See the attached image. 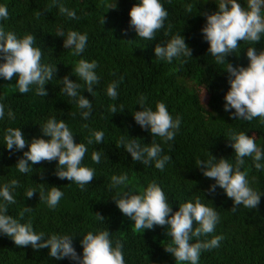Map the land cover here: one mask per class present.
Listing matches in <instances>:
<instances>
[{
	"label": "trees",
	"instance_id": "obj_1",
	"mask_svg": "<svg viewBox=\"0 0 264 264\" xmlns=\"http://www.w3.org/2000/svg\"><path fill=\"white\" fill-rule=\"evenodd\" d=\"M160 2L168 11V18L156 39L146 41L129 27L130 9L139 0H116V9L110 8L115 0H0V5L6 6L9 13L7 20H0V27L5 32L15 33L17 38L33 35L34 46L42 50L41 63L57 68L53 79L45 85V97L35 94V85L30 86L28 93L20 94L17 78L9 81L0 77V103L5 106V117L0 119V187L13 179L19 182L13 192L16 203L8 205L7 214L22 224L31 222L33 230L43 232L45 239L52 234L72 236L73 247L81 257L80 241L84 235L109 231L113 247L117 240L123 244L125 264H181L164 250L172 241L167 236V226H155L143 232L136 230L134 221L125 216L112 199L124 191L141 194L155 182L162 188L173 212L183 203H195L199 198L202 204L213 207L219 214L215 231L199 239L206 241L215 236L223 239L219 247L202 251L198 264H264V171L255 168L253 157H244L240 170L246 173L249 186L262 195L257 209L240 205L232 211L233 200L219 186L215 192H209L215 180L206 178L195 165L197 159L207 161L211 155L235 165V150L229 146L227 138L231 133L253 136L264 152V123L259 118L250 122L233 120L224 110V96L230 88L228 73L222 71L224 66L216 64L208 53L209 44L201 33L206 23L202 13L212 14L218 6L214 1L200 0ZM238 2L247 8V0ZM189 4L191 13L185 10ZM60 5L74 10L78 19L61 14ZM169 24L171 31L165 35ZM70 31L87 34L85 50L79 56L73 54V48L63 47ZM58 32H63L64 36H56ZM176 34L185 38L192 57L174 58L170 63L157 58L154 51L157 43L164 44ZM255 47L258 51L264 49V38ZM240 48L239 57L230 55L227 60L234 67H247L249 61L243 42ZM81 59L97 62L94 71L100 79L93 85V93L86 90L85 82L74 72ZM65 76L79 83V94L91 101L88 119L81 115L87 110L77 106L78 97L74 99L62 91L61 80ZM114 81L118 83L115 100L107 95V87ZM141 96L146 98L144 107L155 111L156 104L163 102L173 119H180L173 140L164 142L136 123L133 114L142 110ZM110 105L116 106L117 113L110 111ZM9 108L15 119L8 118ZM52 117L64 120L74 134V142L83 143L87 148L81 166L94 169L95 178L83 190L75 182L55 175L58 161L33 164L31 172L20 173L16 163L28 150L27 146L17 152H9L5 146L4 134L8 127H19L29 143L33 138L50 139L43 136L41 127ZM97 131L104 133L103 143L95 142L93 133ZM89 138L92 144L87 143ZM121 140L135 141L141 147L159 144L163 149L161 155H168L171 160L163 171L155 168L154 161L147 165L134 162L122 145L117 148ZM94 151L100 153L99 163L92 161ZM124 174L129 178L127 187H112V176ZM53 186L63 192L54 209L39 199L41 189L47 196ZM28 189L36 190L32 198L26 197ZM25 207H31V211L21 218ZM197 226L193 221V228ZM195 241L196 238L192 242ZM0 264L76 262L68 258L56 260L49 256L47 248L34 250L31 246H17L10 237L0 235Z\"/></svg>",
	"mask_w": 264,
	"mask_h": 264
},
{
	"label": "clouds",
	"instance_id": "obj_2",
	"mask_svg": "<svg viewBox=\"0 0 264 264\" xmlns=\"http://www.w3.org/2000/svg\"><path fill=\"white\" fill-rule=\"evenodd\" d=\"M207 3V2H205ZM218 10L212 14L202 13L206 23L201 29L203 39L209 44L208 53L215 58L218 65H223L228 73L229 90L224 96V110L230 113L233 120L252 121L259 118L264 123V49L257 50L256 44L264 38V0H247V8L243 7L238 0H217L214 2ZM117 3L110 6L116 9ZM188 13L192 11V5L186 6ZM61 14H66L70 19H78L74 10H69L60 5ZM200 14V13H199ZM39 15V13L37 14ZM168 11L160 0H139L130 9L129 27L134 29L137 36L146 41L156 39V34L164 28L168 18ZM9 13L6 6L0 5V20H7ZM104 23V20H103ZM172 25H168L165 35L171 31ZM56 36H64L58 32ZM87 34H80L77 31H70L64 39V48H73L74 55L79 56L84 52L87 44ZM243 42L246 46V57L249 64L247 67L240 65L233 66L228 62L227 57L235 55L239 57ZM35 37L26 34L23 38H17L13 32H5L0 27V77L5 80L16 79V87L20 94L30 91V86L35 85V94L41 97L47 96L45 85L50 82L57 71L56 65L41 63L42 50L35 47ZM155 55L161 60L169 63L174 58L192 57V49L186 44L181 34H176L164 44L157 43ZM238 53V54H237ZM97 62H88L81 59L74 68L75 74L85 82L86 90L93 93V85L99 83V77L94 69ZM62 89L69 97L77 98V106L87 111H82L84 119L91 114L92 103L89 99L79 94L81 85L69 79L68 76L61 80ZM118 83L112 82L107 87V95L115 100L118 96ZM145 97L141 96L139 105L141 111H136L134 119L144 130L150 131L152 136H159L164 142L175 138L180 127V119L170 115L163 102L156 104V110L144 107ZM122 107V106H121ZM110 111L117 113L114 105L109 106ZM234 109V112L230 110ZM9 119H15L14 112L9 108L7 112ZM5 117V106L0 103V119ZM87 127V125H85ZM43 136L50 137L33 138L29 143L21 129L8 127L4 134L5 146L9 152L23 151L27 146L28 150L23 152L16 167L20 173L32 171L33 164H40L47 161H58L55 175L59 179H67L75 182L81 190L85 185L95 178V170L81 166L87 152L83 143L74 142V134L64 120L57 121L55 117L50 118L42 127ZM97 144L103 143L104 133L97 131L93 133ZM229 146L235 150V165L227 159L217 160L211 154L207 161L196 160L195 165L200 169L206 178L215 180L210 185L209 192H215L219 186L224 190L227 197L233 200L232 211L240 205L248 209H257L260 204L261 195L249 186V180L245 172L241 171L244 164V157H253L254 166L257 170L264 171V152L257 146L253 136L244 132L231 133L227 137ZM92 144L91 138L87 141ZM123 146L131 154L134 162L149 164L154 161L155 168L161 171L171 160L168 155H161L163 149L159 144L152 143L150 147H141L135 141L125 143L123 140L116 144L117 148ZM92 161L100 162V153H92ZM218 161V162H214ZM31 162V163H29ZM255 179V178H253ZM112 187L125 186L129 182L127 174L112 176ZM19 187V182L13 179L0 187V235L10 237L15 245L27 247L34 250L49 249V256L56 260L68 258L76 264H125L122 253L123 244L117 240L115 247L110 240L109 231H100L97 234L88 232L83 236L80 243L83 246L82 257L77 254L73 247V237L69 235L52 234L45 239L43 232L36 233L31 222L22 224L8 215V205L16 203L13 192ZM36 193L35 189H28L26 197L32 198ZM63 196V192L57 187H51L47 196L43 189L39 192V199L46 201L50 208H56ZM119 210L128 218L134 221L136 230H151L155 226H167V236L172 238L170 244L164 250L171 253L176 262H188L198 264L202 251H210L219 247L222 236H215L210 240L201 241L199 237L207 236L215 231L219 222V214L213 207H208L197 198L195 203L186 202L179 206V210L173 212L168 203L167 197L162 188L155 182L150 183L141 194H134L124 191L118 197L112 198ZM31 207H25L20 213L30 212ZM97 214V213H95ZM100 219H104L97 214ZM193 221L198 226L193 228ZM196 238L195 242H192Z\"/></svg>",
	"mask_w": 264,
	"mask_h": 264
},
{
	"label": "rangeland",
	"instance_id": "obj_3",
	"mask_svg": "<svg viewBox=\"0 0 264 264\" xmlns=\"http://www.w3.org/2000/svg\"><path fill=\"white\" fill-rule=\"evenodd\" d=\"M200 1H203V2H207V1H214V2H217V0H200Z\"/></svg>",
	"mask_w": 264,
	"mask_h": 264
}]
</instances>
